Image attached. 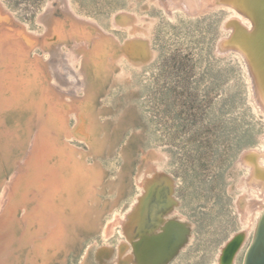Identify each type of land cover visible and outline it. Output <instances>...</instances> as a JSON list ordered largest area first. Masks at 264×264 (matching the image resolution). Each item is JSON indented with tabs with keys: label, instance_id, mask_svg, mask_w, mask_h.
Segmentation results:
<instances>
[{
	"label": "rangeland",
	"instance_id": "374dc122",
	"mask_svg": "<svg viewBox=\"0 0 264 264\" xmlns=\"http://www.w3.org/2000/svg\"><path fill=\"white\" fill-rule=\"evenodd\" d=\"M0 1L8 10V33L22 30L37 37L26 70L19 72L31 79L30 94L22 91L13 109L5 115L0 112L7 118L2 128L11 131L8 135L15 144L11 160L1 153L0 178L6 182L38 129L41 112L45 117L50 114L44 93L49 77L41 75L37 80L30 67L36 54L47 57L39 45L45 34L40 16L56 0ZM70 2L79 16L95 21L114 38L100 72L90 68V86L80 94L83 104L78 101L90 141L77 132L79 120L74 113H69L65 126L55 118L58 142L75 148L80 160L73 157L65 163L61 160L65 154L56 153L51 162L70 179L74 164H84L98 184L90 197L92 178L81 176L77 187L59 193L57 213L66 222L67 237L43 254L31 242L22 245L26 225L24 209L19 207L15 230L9 232V236L16 233L17 241L2 257L13 264H135V245L144 228L135 225L130 240L117 220L131 213L143 195V178L160 171L171 183L160 185L151 195L144 225L154 229L163 216L188 227L185 240L165 264H218L224 246L244 228L238 202L244 201H240L246 192L241 184L249 171L239 164L240 157L250 149L264 151V114L255 102L245 62L236 53L218 52L219 42L229 34L223 25L231 12L217 8L197 17L182 12L169 17L156 0ZM55 7L56 17H64L59 5ZM121 12L137 20V33L148 44L146 56L125 55L122 46L136 33L114 26ZM66 29L69 32L70 25ZM168 196L174 200L172 205H166ZM32 197L30 209L37 205ZM256 216L234 264L244 263ZM41 230L35 223L31 234Z\"/></svg>",
	"mask_w": 264,
	"mask_h": 264
},
{
	"label": "bare ground",
	"instance_id": "6f19581e",
	"mask_svg": "<svg viewBox=\"0 0 264 264\" xmlns=\"http://www.w3.org/2000/svg\"><path fill=\"white\" fill-rule=\"evenodd\" d=\"M156 1L169 17H174L175 12L197 17L217 8L231 12L223 25L229 34L219 42L218 52L224 56L236 53L244 60L255 102L264 114V44L260 40L262 33L264 36V24H262L261 30V22L258 19L259 8L261 9L264 0ZM55 4L59 5L64 17H56L57 8ZM262 7L264 10V5ZM7 13L8 10L0 1V112L4 115L7 114L8 110L14 108V104L22 96V91L28 93L30 90L31 79H29L30 81L26 80L27 78L21 77L19 72L26 70L27 58L30 57L29 51L32 50V45L36 41L33 42V39L37 38L34 33H26L22 30L8 33L6 31L9 25ZM40 17V23L45 27V34L42 36V42H39V45L47 57L42 59L40 55L35 53V63H32L33 66L30 67V70L33 71L37 80L41 75L49 77V85H46L47 82L44 84L46 87L44 93H46V102L49 103L50 114L45 117L41 112L38 129L32 136L24 156L20 160H16L17 165L12 170L10 179L3 182L0 178V186L3 189L0 195V264H13L10 261H5L2 253L7 247H10L11 242L17 241L16 233L9 236V232L15 230V219L19 207L24 209L23 220L26 225L25 233L21 239L22 245L31 242L35 250L43 254L45 248L49 246L53 248L67 237L66 222L62 215L57 213L56 198H58L59 193L67 187L80 184L81 176L92 178V189L89 190L90 197L95 194L96 184H98L92 175V169L86 170L84 164L82 166L81 164H74L75 170L71 179L66 177L61 166L52 164L51 159L56 153L65 154V157L61 159L65 163H67L68 158H78L79 154L75 148H64L58 142V130L53 124V120L56 122L55 118H57V121H61V124L65 126L69 113H74L76 119L79 120L77 132L90 141L87 119L78 101H83L80 94L87 92L90 86V68L94 67L97 72H100V69L105 65L108 47H111L114 35L105 31L95 21L79 16L72 7L70 0L51 2ZM136 21L133 14L127 12H121L114 18V26H126L130 28V33H136L135 38L129 39L122 46L127 57L129 55L143 57L148 53V44L137 33L139 26L136 25ZM67 24L71 28L69 32L66 29ZM251 33L253 34L251 35ZM81 103L83 104V102ZM40 105L43 106L44 103L40 102ZM2 125H7V118L0 116V167L2 165L1 153L9 160L13 154L12 146L15 145L8 135L11 131L3 129ZM65 130L67 136H71L72 133L66 128ZM239 164L249 171L248 177L244 178L241 184L246 192L240 201H244L242 205L241 202H238L244 228L224 246L218 264H234L237 254L244 247L243 245L249 236L256 215L259 218L254 228L251 244L256 241L261 225L264 224V151L257 149L245 151L240 157ZM75 177L78 180L74 179ZM170 183L171 180L160 171L154 177L143 178V195L131 213L125 218L117 220L130 240H132L131 234L135 225L144 228L139 243L135 245V264H165L176 253L188 234L187 226L173 224L163 216L160 217L154 229H147L144 225L151 195L162 185L167 186ZM31 194L37 203L33 209L29 208ZM158 195L162 198L161 193ZM172 203H174L173 198L168 196L166 205H172ZM35 223H39L42 230L38 234L32 235L31 227ZM108 227L111 229L113 225ZM46 229H48V234L41 235ZM8 250H6L7 253ZM243 264H247L246 255Z\"/></svg>",
	"mask_w": 264,
	"mask_h": 264
},
{
	"label": "water",
	"instance_id": "95a60500",
	"mask_svg": "<svg viewBox=\"0 0 264 264\" xmlns=\"http://www.w3.org/2000/svg\"><path fill=\"white\" fill-rule=\"evenodd\" d=\"M264 1L261 4V9L258 14L260 20V27L262 30V24H264V10L262 9ZM253 33H251L252 35ZM263 34V33H262ZM261 34V42L264 44V36ZM262 246V248H261ZM247 264H264V224L261 225L260 233L253 244H250L246 252Z\"/></svg>",
	"mask_w": 264,
	"mask_h": 264
}]
</instances>
